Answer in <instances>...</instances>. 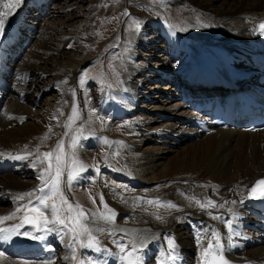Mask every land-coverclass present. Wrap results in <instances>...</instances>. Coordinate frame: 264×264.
<instances>
[{
  "label": "bare ground",
  "instance_id": "obj_1",
  "mask_svg": "<svg viewBox=\"0 0 264 264\" xmlns=\"http://www.w3.org/2000/svg\"><path fill=\"white\" fill-rule=\"evenodd\" d=\"M2 1L5 34L0 41L6 31L11 34L0 49V218L12 216L17 204L41 196L38 189L44 184L38 176L45 161L40 137L49 133L55 142L58 126L70 117L72 85L89 57L91 37L87 25L71 28L51 22L48 32L57 28L59 34L39 41L34 35L50 0H7L3 6ZM181 1L195 12L190 18L194 25H167L143 12L139 30L128 36V69L118 87L98 101L99 132L83 142L82 151L103 153L98 123L110 117L109 154L100 178L105 203L117 215L111 223L98 219L107 213L103 207L97 214L82 210V217L97 230L109 225L131 233L139 246L145 245L137 253L143 264H202L209 258L204 248L217 243L212 233L219 234V245L230 260L264 264V224L257 216L263 209L249 198L256 180L264 178V130L248 131L239 123L218 128L201 109L210 96L225 97L233 87L261 84L264 45L258 26L264 20V0ZM31 6L38 17L28 24L23 15ZM89 179V171L83 172L76 184ZM32 190V196L17 199ZM196 201H212L217 207L202 210ZM169 202L179 210L165 207ZM229 220L231 231L225 223ZM28 226L26 220H0V229L9 232L28 233ZM41 233L34 240L23 235L0 239V264H34L32 259L41 257L72 264L67 236L54 228ZM169 238L176 244L175 261L168 257ZM105 246L94 251L92 260L119 264L118 250ZM84 253L79 264H89V250Z\"/></svg>",
  "mask_w": 264,
  "mask_h": 264
},
{
  "label": "rangeland",
  "instance_id": "obj_2",
  "mask_svg": "<svg viewBox=\"0 0 264 264\" xmlns=\"http://www.w3.org/2000/svg\"><path fill=\"white\" fill-rule=\"evenodd\" d=\"M5 1L7 2V0ZM5 1H2L1 5H4L6 3ZM34 1L36 0H33V2ZM185 3V1L181 0H50L47 8L48 10L40 17V23L35 34V37L40 36L38 38L39 41L40 39L45 41V39L47 40L51 36H54L55 33L59 34V29L57 28L55 32H48L49 29L47 28H50L48 24L51 22L58 25L60 23H67L70 27L87 25L89 27L88 34L91 35V37L88 38L89 45L86 50V55H89V57L78 71V83L76 82L72 85L73 101L69 104L70 110L71 105H73L70 115L72 119L70 120L68 114L66 115V121L58 126L60 132L55 142L50 139L49 133H45L40 137L43 153H53L52 157H41L45 161L43 167H41V171L42 169L44 171L51 162L53 164L52 172L54 174L56 164L55 157L56 155L60 156L62 175L59 178V188L63 196L67 198L69 204L73 206L78 204L81 206V210H88V212L94 214L101 213L104 207L100 200V196L102 195L105 203V195L100 177L109 154L110 138L106 134V130L111 118L109 117L107 120V118L102 117L98 123L102 130V132H100L101 137L104 141L105 138H107V142H105V146L103 147V153L100 156L84 154L82 145L85 140L95 138V134L99 132L96 122L99 111L97 107L98 101H100L103 94L111 92L118 87V82L123 72L128 69L126 55L130 50L129 34L137 30L136 23L139 22L140 24L143 12H148L153 19L167 25L173 22H188V26H193L194 24L190 22V18H194L196 14L189 5ZM31 7H28V9L26 8L24 13V15H27L26 18L23 15L24 20L28 24H31L34 18L28 15L38 17L35 13L36 9ZM61 30L65 31L63 27ZM51 33L53 34L51 35ZM1 37L2 36H0V38ZM38 39H36V41L33 40L34 42L27 47L26 51L30 50L33 44L36 45ZM69 45H71V48H68L72 50L73 45L75 48L78 42L76 41ZM61 48L66 49V46H61ZM26 51L22 56L26 54ZM49 54H47V52L45 53V55ZM22 56L17 63L23 60ZM154 96H156V94ZM73 109H75V114H73ZM86 111L88 113H86ZM74 140L76 141L75 143L73 142ZM60 141L63 142L62 148L56 150L57 143ZM124 155L123 153L119 155L122 162L125 159ZM74 160L81 162L84 166V170H80L78 167L74 166ZM70 170L73 179L71 182H68ZM88 171L90 173V179L85 180L86 182L84 181L83 184H76L77 176ZM30 193L35 194L36 191L32 190ZM40 194H48V188L45 187V185L44 192ZM39 196H36L35 199H31V206L39 207L48 219H52L50 209H44L42 205L38 204L37 198ZM93 199L95 202H93ZM27 201L26 203L21 202L17 204V208L14 209V213L11 216L13 218L9 220L24 221L25 216H34L35 223L31 222V227L28 228V233L31 237H35L37 232L42 230L45 231L46 229L53 228L57 231L59 230L67 236V245L70 249H73L71 254L73 258L72 264H79L83 258L84 250H89V254L86 255L87 259L90 260L88 261L89 264H97L96 259L92 260V258H94L93 255H95L94 251H96V247H81V242L87 243L86 236L77 237L76 232L69 231L68 227L59 224L45 225L42 218L39 217L36 212L28 210L31 206L26 207ZM47 203L49 205L55 203L58 209H65L58 214L69 226L75 227L77 232L80 230V224H87L92 234L96 237L99 248L103 245L108 246L110 244L118 250L121 256L124 253H121L120 248L117 246L118 244L127 245L128 249H126V251L131 248L134 242L137 244L138 249L140 247L136 239L131 236V233H122V231L109 225L106 227L104 226L102 228L103 231L95 229L85 218L79 215L75 207H73L72 210H67V204H62L60 194L49 199ZM17 209H19V211H17ZM73 218H79L80 224H75ZM32 263L56 264L52 259L44 260L43 258L32 259ZM119 264H123L122 261Z\"/></svg>",
  "mask_w": 264,
  "mask_h": 264
},
{
  "label": "snow or ice",
  "instance_id": "obj_3",
  "mask_svg": "<svg viewBox=\"0 0 264 264\" xmlns=\"http://www.w3.org/2000/svg\"><path fill=\"white\" fill-rule=\"evenodd\" d=\"M11 5H9L10 7ZM136 27L137 30H139L140 24L139 22L136 23ZM260 29L262 31H264V23H261L259 25ZM5 34V28H4V21L2 19H0V36H3ZM69 47H71V45H69ZM73 114H75V109H73ZM11 119V117H9ZM70 120L72 119V117L69 118ZM74 143L76 142L75 140L73 141ZM105 142H107V138H105ZM122 143V142H121ZM63 142L60 141L57 143L56 146V150H59L62 148ZM43 157L48 158V157H52L53 153L52 152H46L42 154ZM16 159H25L26 157H15ZM39 159V157H38ZM56 159V164H55V173L53 174L52 169H53V164L50 162L47 166V168L44 169V171H42L39 176L38 179H40L42 181V183L45 185V187L48 188V194L45 195H41L37 198V202L39 205H42L44 209H50V213L52 216V219H48L45 215L44 212L40 210L39 207L36 206H31L32 205V201L29 200L27 202V206H31L28 208L29 211L32 212H36L38 214L39 217L42 218L43 223L45 225L47 224H53V225H61L64 227H68L69 231L72 232H76L77 237L79 236H86L87 238V243L81 242V247H87V248H92V247H96V250L99 251V246H98V242L96 241V237L92 234L91 230L88 228L87 224H80L79 218H73V221L75 224H80V230L77 232L75 227H71L69 226V224H67L65 222L64 219H62L60 217V215L58 214L60 211H64L65 209L60 208L58 209L56 204L53 203L51 205H49L47 203V201L49 199H52V197L56 196L57 194H60V198L62 201V204H67V210H72L73 207H75V209L79 212L80 216H83L84 213L81 210V206L80 205H75L73 206L72 204L68 203V200L66 197L63 196V194L60 192V188H59V178L62 175V164H61V160H60V156L56 155L55 157ZM44 161L41 160V163H43ZM73 165L78 167L80 170H84V166L81 162L79 161H73ZM45 173H48L47 178L45 177ZM73 179L72 176V172L71 170L69 171V175H68V181L71 182V180ZM40 192H44L43 188L38 189ZM251 194L252 197L254 199H264V180L261 181H257L256 186L251 188ZM32 193H22V194H18L17 199H23L24 196H31ZM100 200L101 203L103 204V206L105 207V209H107V213L105 214H101L98 219L104 220L107 223H111L114 221L117 213L108 208V205L106 203H104L103 200V196H100ZM93 202H95V200L93 199ZM149 204H153V201H149ZM158 203V202H155ZM196 203L199 205V207L203 210L206 208H216L217 205L215 203H213L212 201H208L206 204L205 203H201L200 201H196ZM232 203H236L235 201H232ZM167 208H172V209H177V206L172 204V203H167L166 205H164ZM220 207H222L223 205H219ZM17 211H19V209H17ZM209 215H211V213H209ZM13 218L11 216L9 217H3L0 218V220H4V219H10ZM157 219L163 220L162 217L157 216ZM24 219L26 221L35 223V218L34 217H29V216H25ZM212 219L213 220H217V219H221V217L219 216H215L212 215ZM225 223L227 224L229 230H233L232 227V222L229 221H225ZM47 231H52V229H46ZM100 231H103V229H99ZM26 236L32 239H36L38 237H31L29 233L24 232V233H20L19 231L13 229L11 232H9L8 229H0V239L5 240V241H10L12 239V236ZM213 236L216 237L217 243L214 246L212 243H209L207 245V247L204 248L203 250V254L205 257L208 256H212L211 261L206 262V264H228V261L224 258L223 256V249L222 247L219 245V234L218 233H212ZM198 242H199V237L197 238ZM168 248H169V253H168V257L170 260L175 261L178 257L176 255H173V253L175 252L176 249V244L174 242L173 239L169 238L168 239ZM120 248L121 253H124L123 255L120 256V260L123 262V264H143V257L140 254H137L138 252H142L145 245L141 242L140 243V247L139 249L137 248V244L134 242L131 245V248L129 250L126 251V249H128V246L125 244H118L117 245ZM0 255H2V253H0Z\"/></svg>",
  "mask_w": 264,
  "mask_h": 264
}]
</instances>
